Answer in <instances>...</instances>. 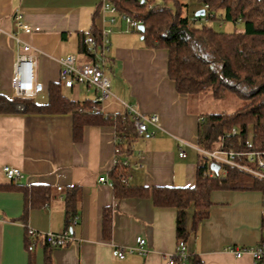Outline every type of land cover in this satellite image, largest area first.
<instances>
[{
    "label": "crops",
    "instance_id": "obj_1",
    "mask_svg": "<svg viewBox=\"0 0 264 264\" xmlns=\"http://www.w3.org/2000/svg\"><path fill=\"white\" fill-rule=\"evenodd\" d=\"M101 1L0 0V94L9 98L17 95L12 79L19 37L36 54L37 92L32 97L46 104L49 84L61 81L60 59L76 52L85 59L80 49L82 35L90 34L94 24L99 29L107 26ZM18 12L29 31L15 26ZM110 40L112 96L103 105V112L124 115L125 101L143 113L158 114L160 122L153 136H137L124 156L129 160V183L194 185L200 153L185 146L186 156H181L180 140L197 143L201 115L193 108V98L177 92L168 77L167 49L147 46L141 33L127 30L122 17L116 21ZM62 90L75 101L97 96L94 87L84 84L63 86ZM116 143L114 125H87L82 138L75 141L71 113H0V264L167 263L177 248V209L155 206L150 197L117 198L113 185L99 180L100 176L110 178ZM7 165L22 171L14 186L5 174ZM35 185L51 188L46 202L27 201L24 188ZM71 186H79L80 221L73 228L74 239L62 247H51L43 239L29 245L28 227L42 233L64 231L65 199ZM211 200L209 216L186 243L190 256H198L202 264H250V254L237 258L226 247L253 245L264 238V193L216 189ZM106 207L112 208L108 238L103 233ZM192 217L193 208L188 214L189 228ZM138 236L146 239V254L128 251ZM121 247L126 249L123 258L117 254Z\"/></svg>",
    "mask_w": 264,
    "mask_h": 264
},
{
    "label": "trees",
    "instance_id": "obj_2",
    "mask_svg": "<svg viewBox=\"0 0 264 264\" xmlns=\"http://www.w3.org/2000/svg\"><path fill=\"white\" fill-rule=\"evenodd\" d=\"M156 4L153 0H116L119 14L141 20L145 25L140 32L147 46L168 51L167 74L177 92L191 97L210 93L215 99H225L233 92L246 100L245 105L231 112H210L201 115L197 143L206 150L217 148L236 151L264 152V0H201L203 7L214 15L209 21L198 23L182 14L184 0ZM220 18L232 23L233 29L214 27L212 20ZM243 29V31H239ZM90 34L101 39L100 29L94 24ZM89 35V34H88ZM87 34L81 38V52H87ZM62 82L49 84V101L39 104L33 97L0 94V113H43L73 115V138L78 141L87 125H114L116 127L117 163L110 172L117 198L129 196L150 197L155 206L177 209L176 231L178 240L185 242L199 224L209 216L211 193L216 189L260 190L264 180L236 167L211 169V163L199 154L196 181L191 186H135L126 183L130 169L122 164L137 135L130 114H110L91 108L93 100L75 101L63 93ZM129 129L124 131V124ZM223 169V171H222ZM14 186V180H9ZM18 186V184H16ZM79 186H71L66 194L67 225L77 214ZM27 201L50 198L47 185L25 187ZM193 208L192 226L188 227L189 210ZM112 230V208L103 214V233L109 237ZM28 244L32 239L27 236ZM191 264H202L191 255Z\"/></svg>",
    "mask_w": 264,
    "mask_h": 264
},
{
    "label": "built area",
    "instance_id": "obj_3",
    "mask_svg": "<svg viewBox=\"0 0 264 264\" xmlns=\"http://www.w3.org/2000/svg\"><path fill=\"white\" fill-rule=\"evenodd\" d=\"M205 14L197 15L200 18H194L195 21H209L213 17V13L208 10V4L204 7ZM101 10L105 14L104 21L107 26L100 29L101 39L98 40L93 34H89L86 38L87 52L83 53L85 59H79L76 54H67L60 59V78L63 86L73 87L75 85L84 84L87 87H94L97 91V96L93 99L91 108L93 110H102L105 102L112 96V82L109 74V56L108 52L111 47L110 35L114 31V25L121 15L116 6V0H102ZM107 15V16H106ZM127 24L128 31H139V25L142 24L141 20L131 17L122 16ZM15 26L18 29L25 31L30 30V26L25 24L23 14L18 12L14 17ZM17 41L21 44L17 58L14 65L13 87L19 96L32 97L37 92L35 66L36 54L33 47L17 37ZM125 111L130 114L132 126L139 136H153L157 129L160 127L159 115L156 113H143L134 104H129L122 101ZM117 114H110L112 118ZM129 129V124L125 123L123 126L124 131ZM117 134V133H116ZM117 140L118 139L116 135ZM181 150L180 155L186 156L185 146L194 147L201 155L208 158L210 163H218L221 167L231 166L236 167L247 173L264 180V152L261 151H236L233 149L217 148L214 150H206L198 144H193L187 140H180ZM119 149H117L118 151ZM115 159V164L117 163ZM122 164L129 166V160L123 159ZM5 174L9 180H17L22 176V171L13 166H5ZM128 178L124 181L127 183ZM102 182H108L113 185L110 178L100 176ZM80 216L76 214L69 225L66 226L63 232H47L42 233L34 228L28 227V236L32 239L33 244H36L39 239H43L51 247H62L69 244L73 239V228L79 223ZM187 242L178 240L177 248L174 254L170 255L166 264H191L190 254L187 250ZM226 249L235 254L237 258L243 257L245 254H250L252 262L250 264H264V238L256 244L239 246L229 244ZM125 248H119L117 254L120 258L125 256ZM128 251L139 252L141 254L147 253L146 239L138 236L136 244L128 248Z\"/></svg>",
    "mask_w": 264,
    "mask_h": 264
},
{
    "label": "rangeland",
    "instance_id": "obj_4",
    "mask_svg": "<svg viewBox=\"0 0 264 264\" xmlns=\"http://www.w3.org/2000/svg\"><path fill=\"white\" fill-rule=\"evenodd\" d=\"M153 3L161 4L163 0H153ZM168 5L176 8L175 2L169 0L167 1ZM185 5H182V14L188 16L190 19H193L196 16V12L203 8V2L201 0H184ZM202 20H198V23H202ZM214 27L218 29L231 30L233 25L230 22L223 21L220 18L212 20L211 23ZM115 26V25H114ZM131 33L140 34L136 31H130ZM77 57L82 58L80 52H76ZM67 94H70L68 88H66ZM192 105L195 110L198 111V114L202 115L210 112H231L239 107L245 105L246 100L233 92H229L225 99H215L210 93L203 94L200 97H192ZM198 100V101H197ZM223 171V169H222Z\"/></svg>",
    "mask_w": 264,
    "mask_h": 264
},
{
    "label": "water",
    "instance_id": "obj_5",
    "mask_svg": "<svg viewBox=\"0 0 264 264\" xmlns=\"http://www.w3.org/2000/svg\"><path fill=\"white\" fill-rule=\"evenodd\" d=\"M205 14V9L201 8L196 12V15H204ZM145 30V25L144 24H140L139 25V31L140 32H144ZM39 88V87H38ZM221 168V165L218 163H211V169L214 170L215 172H219Z\"/></svg>",
    "mask_w": 264,
    "mask_h": 264
}]
</instances>
